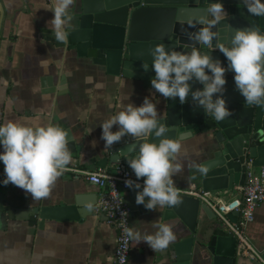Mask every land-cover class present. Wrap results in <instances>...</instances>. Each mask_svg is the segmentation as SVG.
Here are the masks:
<instances>
[{
    "label": "crops",
    "instance_id": "obj_1",
    "mask_svg": "<svg viewBox=\"0 0 264 264\" xmlns=\"http://www.w3.org/2000/svg\"><path fill=\"white\" fill-rule=\"evenodd\" d=\"M0 3L3 9L0 77L7 81L6 87L0 85V123L14 121L37 127L50 122L69 130L77 145L75 155L47 198L33 200L29 193L11 183L0 184V188L17 209L26 211L77 203L76 211L81 215L79 221L40 223L36 219L33 224L0 217V264H111L116 232L106 223V218L96 212L103 190L88 184L83 173L99 170L113 173L119 166L107 164L104 169H93L97 162L106 158L109 148L100 139L99 125L102 122L123 110L128 103L139 106L145 96L151 98L158 114L164 110V105L155 100L153 92L141 81L108 75L104 67L93 64L90 58H79L74 52L46 40L42 32L52 27L53 0H0ZM41 61L48 63L44 65ZM88 77L92 78L90 83L86 82ZM97 82L103 87L96 88ZM178 144L174 163L180 166V171L173 176V181L178 195L191 197L189 193L199 192L195 174L206 151L197 138ZM126 167L136 179L129 166ZM3 178L0 163V180ZM240 194L241 188L210 193L212 199L220 200L236 199ZM123 196L130 209V228L135 227L142 234H152L158 224L168 223L175 225L176 237L166 249L155 252L145 242L131 245L127 264H177L170 249L176 242L190 236L187 216H184L187 212L181 215L168 210L166 216L165 206L152 210L143 206L140 211L132 202L130 191ZM214 222L219 221L217 218L215 221L207 219L200 210L195 223L197 239L200 240L205 226ZM245 235L249 243L262 253L264 202L257 207L253 221L246 226ZM197 250H194L189 264H206ZM233 264L259 263L238 253Z\"/></svg>",
    "mask_w": 264,
    "mask_h": 264
},
{
    "label": "water",
    "instance_id": "obj_2",
    "mask_svg": "<svg viewBox=\"0 0 264 264\" xmlns=\"http://www.w3.org/2000/svg\"><path fill=\"white\" fill-rule=\"evenodd\" d=\"M216 0H73L69 12L70 26L65 42H58L50 30L42 32L44 38L53 41L58 47L74 52L77 57L90 58L93 64L104 67L108 75L141 81L151 88L154 77L151 68V50L158 44L166 49L190 50L194 41L190 34L203 26L199 21L205 17V9ZM228 13L213 30L223 34L226 26L233 29L259 26L264 31V17H255L244 8L243 0H219ZM210 19L211 17H207ZM3 9L0 3V31ZM201 52H210L213 59H219L226 65V58L218 50L199 45ZM149 68L144 70L142 63ZM226 84L223 98L231 115L222 121H216L202 108L193 105L191 97L181 104L179 99H166L152 90L155 100L164 105L158 114L159 121L168 129L165 135L177 143L197 138L205 147V157L195 174L199 192L214 193L242 188L247 169L264 167V108L248 105L235 90L233 73H225ZM192 90L201 89L198 82H190ZM63 129V128H62ZM68 133V147L75 155L76 143L71 132ZM149 142H158V138L147 137ZM143 139L126 136L114 142L106 158L97 162L93 169H104L107 164L128 166L127 159L138 154ZM203 168V171L200 169ZM139 189H131L135 195ZM179 203L168 210L183 214L187 212L186 225L190 236L176 242L170 249L177 264H189L193 252L203 256L206 264H233L238 254L236 240L231 237L220 222L205 226L197 239L195 223L201 210L209 220H216L214 213L194 198L178 195ZM78 204L52 208L26 209L15 208L8 201L7 194L0 188V217L8 220H24L31 224L38 219L44 221H79ZM140 211L143 205H137ZM238 213H230L227 219L236 222ZM183 218V217H182ZM189 218V219H188ZM218 221V220H217ZM264 260V250L261 253Z\"/></svg>",
    "mask_w": 264,
    "mask_h": 264
},
{
    "label": "clouds",
    "instance_id": "obj_3",
    "mask_svg": "<svg viewBox=\"0 0 264 264\" xmlns=\"http://www.w3.org/2000/svg\"><path fill=\"white\" fill-rule=\"evenodd\" d=\"M72 3L73 0H53L50 31L58 42L67 39L65 29L70 26ZM243 4L249 14L264 17V0H243ZM227 15L219 0L211 2L205 9V17L199 21L206 26L189 35L194 41L190 50L156 45L151 50L154 77L150 80V92L154 90L166 99L178 98L181 104L190 96L193 105L219 122L231 115L223 98L225 73L231 71L235 90L243 97V102L264 108V31L259 26L236 29L226 26L222 36L213 29ZM199 45L218 50L226 58V65L213 59L210 52H201ZM142 68L147 70L149 64L142 63ZM91 79L88 77L86 82L90 83ZM190 82H198L202 88L192 90ZM123 83L121 80L120 84ZM0 85L7 86L3 77H0ZM95 87L101 88L103 84L97 82ZM99 127L105 147L126 136L143 139L138 154L127 159L136 180L143 178V184L132 179L124 181L127 188L139 189L135 195L137 205L152 210L180 202L173 181V176L180 171V166L174 163L180 145L165 135L168 129L159 121L157 107L149 96H145L139 106L128 103ZM149 134L158 138V142H149ZM68 144V133L50 122L37 127L14 121L0 123V163L4 174L0 184L11 183L29 193L33 200L47 198L72 159ZM174 228L173 224L160 223L152 234H142L135 227H125L124 232L132 246L145 242L155 252L166 249L175 240Z\"/></svg>",
    "mask_w": 264,
    "mask_h": 264
},
{
    "label": "built area",
    "instance_id": "obj_4",
    "mask_svg": "<svg viewBox=\"0 0 264 264\" xmlns=\"http://www.w3.org/2000/svg\"><path fill=\"white\" fill-rule=\"evenodd\" d=\"M86 182L103 190L100 195L96 212L106 218V223L116 232L115 248L111 264H127L131 243L128 241L124 228H130V209L124 201V194L131 189L124 184L126 179H132L143 184L142 180H136L130 174L126 166L119 165L113 173L99 170L83 173ZM194 198L205 204L224 226L228 234L236 240L237 251L248 260L264 264L261 252L257 251L248 241L245 228L254 219L257 207L264 202V167L259 169L248 168L246 179L239 198L231 200L212 199L210 193L191 192ZM121 212L127 213L122 215ZM238 213L236 222H230L227 215Z\"/></svg>",
    "mask_w": 264,
    "mask_h": 264
}]
</instances>
